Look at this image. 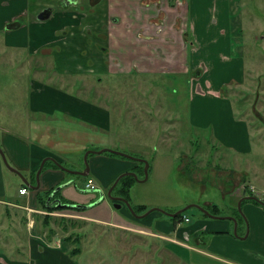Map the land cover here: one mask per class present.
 I'll list each match as a JSON object with an SVG mask.
<instances>
[{"label": "crops", "instance_id": "crops-1", "mask_svg": "<svg viewBox=\"0 0 264 264\" xmlns=\"http://www.w3.org/2000/svg\"><path fill=\"white\" fill-rule=\"evenodd\" d=\"M187 3L182 6L186 18L184 17L182 20V31L179 35L187 43L189 38L187 39L188 31L186 29L189 28L193 40L190 47L192 59L190 70L196 69L197 71L194 73L195 78L190 98L192 122L196 123L197 127H208L209 124H212L215 138L221 141L225 140V147L228 150L233 149L239 153H247L250 150L248 122L245 121V118L236 119L234 117L232 103L229 99L223 98L221 93L222 85L226 81L225 75L234 73L244 80L242 59L239 58V55H232L231 41L235 26L229 15L233 1L191 0L188 6ZM113 8L112 4L111 9ZM147 45H149L147 41L144 44L136 45V56L140 52L139 50ZM80 46L82 47V43ZM186 48L185 50L188 51L189 46ZM183 50L184 47L181 57L184 56ZM78 51V49L73 51L74 57H71L72 54L67 56L63 53L64 68L60 56L56 57L57 62L54 64V70L57 74L63 76L65 72L78 71L74 65L66 66L69 63L66 60L76 58ZM149 55L153 58L152 60L159 59L158 55L152 51H149ZM140 60L142 59L136 58L135 69L142 66ZM160 61L159 59L157 63ZM38 67L41 66L38 65ZM187 69H175L174 71L181 73L188 71ZM149 71L148 73L156 72L153 68ZM174 71L168 70L170 73ZM196 77H200L199 80ZM79 80L81 81L79 78L76 80L73 87L71 83L36 80L32 85L34 90L29 92V101L26 102L30 113L24 114L23 117L17 115L11 117L10 122L14 123L11 127L15 131L8 127L0 128V131L3 132L1 134L2 142L9 161L32 183H36V172L45 158L50 157L63 165H66L67 161L79 165L83 162V154L88 149H99L112 142L111 137H105L102 132L97 130V127L109 128L110 120L107 111L96 101L91 103L87 98L85 99L84 95L87 89L81 87ZM75 87L77 88L74 89ZM134 103L130 100V103L125 104L130 106ZM141 103L145 105V101ZM18 112L23 114L22 110H18ZM105 113H107L106 116ZM74 119L93 124V126L89 124L93 129L83 126L82 123L74 121ZM231 125L234 126L233 129ZM88 162L90 163L89 174L95 172L100 180L95 175L93 176L103 185L109 186L108 189L123 173L135 171L139 177L141 174L144 175L141 172L140 162L138 164L126 163L114 157H93L89 158ZM101 163L104 166L101 167ZM250 163L249 167L245 166L243 172L238 166L239 172H242L243 175H241L245 178L247 175H251L254 170L255 173L252 176L260 179L264 184V172L260 171L264 168H260L257 161ZM54 164L56 163L50 159L45 162L40 174L38 189L26 185L22 178L15 173L19 178L15 179L19 187L18 195L24 199L23 201L17 198L7 200L3 198L5 196L3 175H6L8 169L0 155V203L10 206L16 210L14 211L16 213H24V216L30 220L27 229H24L20 234L17 233V242H11V244L7 241L0 242V264H78V259L75 257L80 254L84 255L81 246L83 242L87 243L88 236L85 235L90 229L94 232L89 234L99 231L101 232L100 237L103 239L108 236L109 240H120L117 242L118 244L110 245V250H115L117 257L119 255L120 258H112L111 255V260H108L102 249L97 250L92 245L93 241L90 238L88 241L89 254L94 255L89 258L85 254L86 264H264V210L252 205L245 206L248 224L245 216L232 210L229 215L238 220L237 234L234 232L233 220L214 218L200 209L202 213H195L194 220L186 211L179 218L166 216L160 211H153L141 218L136 217L130 211L120 215L114 210V201L108 196L106 197L108 199H102L94 205V202L101 197L98 190L101 187L96 184L94 177H88V179L93 180L97 189L87 190L89 189L87 183L82 187L80 179L77 178V176H85L75 174L76 177H72L69 174L73 173L61 169L57 164L58 167H55ZM34 177L35 182L32 179ZM134 179L129 190V199L133 206H144L147 209L151 205L168 207L166 205L169 203L160 200L146 202L136 198L133 202L130 196L131 192L133 193L134 184L138 181L136 178ZM248 181H250V186L257 183L251 181L250 178ZM244 185H248V183H244ZM24 186H27L29 191L21 194L20 189ZM54 187L59 190L61 200L64 199L63 203H66L64 201L67 200L91 206L82 209L69 207L56 211L40 209V196ZM39 189H41L40 192H38ZM245 189H247L246 186ZM30 190L35 191V194ZM261 191H264V188ZM27 195L30 197L26 198ZM241 197H243L242 194L238 195L239 199ZM46 204L47 207L51 206L50 202H46ZM175 205L174 207L181 206L180 203ZM92 206L94 208H91ZM83 209L86 210L83 211ZM59 212L69 218H79L78 220L74 219L77 222L73 223V231L71 230L65 236L60 235L59 232L56 233L53 228L34 230L36 233L32 231V227H34L32 226L34 223L32 217L35 213L56 216L59 215ZM66 212L68 213L64 214ZM76 232V235L81 236L78 246L71 245V242H76L75 237V240L71 238ZM60 240L61 242H59Z\"/></svg>", "mask_w": 264, "mask_h": 264}, {"label": "rangeland", "instance_id": "rangeland-1", "mask_svg": "<svg viewBox=\"0 0 264 264\" xmlns=\"http://www.w3.org/2000/svg\"><path fill=\"white\" fill-rule=\"evenodd\" d=\"M190 1L187 0V6L190 5ZM232 1L229 15L235 26L231 41L233 46L232 55H239V58L242 59L244 80L234 73L227 74L221 90L223 91L222 97L229 99L233 105L234 117L236 119L245 118V121L248 122L250 150L247 153H239L233 149L228 150L225 147V140L221 141L215 138L212 124H209L208 127H197L198 125L192 122L190 98L195 78L194 73L197 70H190L192 66L190 47L193 42L191 32L186 34L187 39L189 38L187 42L189 50H185L184 46V56L176 68V70L188 68V71L181 73L174 71L167 74L162 72L135 73L131 76L120 72L114 74L113 79L104 74H98L95 77L92 75L94 83L96 85L98 83V86L106 92L102 99L97 96L93 82H90V85L86 87L85 99L87 98L91 103L96 101L104 106L108 113L109 128L97 127V130L102 132L105 137H111L112 139L111 144L104 146V148L114 149L134 156L142 157L143 155L150 163L148 179L146 181L137 179L138 181L133 186L134 190L130 196L133 202L136 198L146 202L164 201L169 203V205H166L168 207L158 208L168 211H177L191 203L205 206V203L212 202L220 206L221 215L219 216H231L229 213L235 206L237 210H234L245 216V220V206L252 205L264 210L263 204L260 202L255 203L251 200L242 202L241 211L238 208L241 200L238 195L247 194L249 193L247 189L249 187L252 188L249 184L250 181H248L249 178L251 181L257 182L256 185H252V189H256L255 195L264 201V192L261 191L264 188V184L260 179L252 176L255 171L252 170V174L247 175L245 178L242 176L243 170L249 167L251 161H257L260 168H264V0ZM0 12V128L8 127L15 131L11 127L14 124L10 122L11 117L16 115L23 117L24 114L30 113L26 102L29 101V92L34 90L32 85L36 80L59 83L73 80L75 83L78 78L82 79V76L78 74L70 77L60 76L54 70V62L51 57L48 55L37 57L29 53L31 50L37 53L44 42L41 39L34 40L30 44L32 48L30 49L29 43L25 39L27 31L24 29L20 31V28L14 24V15L16 14L14 8H1ZM142 15H144L143 11ZM183 16L186 18L185 15ZM87 20L94 22V15H90ZM24 21L22 19L21 22L24 23ZM106 21V15L102 16V22L106 23ZM98 42L99 45H102L100 40ZM157 42L160 43V41H151V47L155 46L152 44ZM46 43L62 44V41L57 40L56 42L49 41ZM58 56H60L61 64L64 68L63 51H60ZM74 56V54L71 55V57ZM66 61H69L66 64L67 67L74 65L77 69L84 68L79 63L73 62L72 59H67ZM38 65L43 67V69H37ZM98 76H100L99 79ZM199 78L196 77L198 80ZM129 100L135 103L127 106L125 103H130ZM142 101H145V105H142ZM18 110H22L23 114L18 112ZM107 113H105V116ZM74 121H78L83 126L93 129L90 126H93L91 123L76 119ZM231 128L233 129L234 126L231 125ZM2 133L0 131V145L5 151ZM93 157H114L126 163L138 164V161L118 154L112 155L109 152L92 153L89 156V158ZM65 164L66 167L72 170H83L85 168L84 159L79 165H74L70 161ZM100 166L102 167L104 164L101 163ZM238 166L241 167V173ZM260 171L264 172V169ZM69 175L76 177L75 174ZM93 175L100 180L95 172L90 173L86 177L77 176L80 179V185L82 187L85 186L88 177H94ZM144 175L141 174L140 178L142 179ZM3 179L5 185V196L3 198L7 200L17 198L23 201L24 198L18 195L19 187L15 181V179H19L18 176L8 169L6 170V175H3ZM95 180L96 184L101 187L100 193H104L103 199H108L106 197L109 186L103 185L96 178ZM244 183H248V185H244ZM245 186L247 189H245ZM40 191L41 189L38 190V192ZM30 192L35 194L33 190H30ZM29 197V195L26 196V198ZM96 203L97 200L94 205ZM179 203L181 204L180 207H174L176 206L175 204ZM93 206L91 208H94ZM149 208L155 207L151 205ZM40 209L56 211L62 208L49 209L41 203ZM86 209H83V211ZM114 210L120 215L123 212L127 213L130 211L124 203H122L120 208L114 206ZM14 211L16 210H13L10 206L0 203V242L7 241L10 244L11 242H17V233H22L30 224L29 218L24 216V213H16ZM186 212L191 215L193 220L196 218L195 213H202L196 207H191ZM32 219L34 220V223H32V226H34L32 231L34 233H36L34 230L40 231L43 228H53L56 233L59 232L60 235L65 236L73 229V223L76 221L74 219L78 220L79 218H69L59 212V215L56 216L35 213ZM246 222L248 224V219ZM90 232L94 231L90 229L87 232L88 234L85 235L88 236L87 243L83 242L81 246L84 250V255L80 254L75 257V259H78V264H86L85 254L89 258L94 255L89 254L88 241L90 238L93 241L92 245L97 250L102 249L108 260H111V255L115 259L119 257V255L117 257L115 250H110V245L118 244L117 242H120V240L114 239L112 241L111 239L109 240L108 236L103 239L100 237L101 232L96 231V235L94 233L89 234ZM76 234L77 232L71 237L76 239V242H71V245L78 246L81 236Z\"/></svg>", "mask_w": 264, "mask_h": 264}, {"label": "flooded vegetation", "instance_id": "flooded-vegetation-1", "mask_svg": "<svg viewBox=\"0 0 264 264\" xmlns=\"http://www.w3.org/2000/svg\"><path fill=\"white\" fill-rule=\"evenodd\" d=\"M186 3L187 0H0V9L14 8V24L20 31H27L25 39L29 47L34 40L41 39L44 42L37 53L33 50L28 51L29 53L37 57L48 55L56 64L55 59L60 51L70 56L78 49V56L72 58V61L84 68L65 72L64 76L81 75L80 85L87 87L90 82L94 83L93 77L98 74L113 79V75L120 72L131 76L135 73H148L152 68L156 72H168L169 69L174 71L181 62L182 48L189 45L179 35L183 15H186L182 6ZM112 4L116 10L111 9ZM90 15H94V22L87 20ZM105 15L107 21L103 23L102 16ZM22 19L25 20L24 23L21 22ZM186 30L190 32L189 29ZM49 38L52 42L61 40L62 44H47ZM98 40L102 45H99ZM146 41L149 45L140 49L136 56V45ZM151 41L160 43L151 47ZM149 51L156 53L161 61L157 63L158 58L152 60ZM137 57L142 59V66L135 69ZM66 83L73 84L74 81ZM95 90L102 99L106 92L98 83L95 84ZM54 191L53 199H61L59 190L55 188ZM113 193L126 197L116 187ZM245 195L247 194H243ZM52 205L57 206V203ZM213 205L218 204L210 202L205 207ZM234 209L237 210V207H233ZM215 215L221 214L219 212Z\"/></svg>", "mask_w": 264, "mask_h": 264}, {"label": "water", "instance_id": "water-1", "mask_svg": "<svg viewBox=\"0 0 264 264\" xmlns=\"http://www.w3.org/2000/svg\"><path fill=\"white\" fill-rule=\"evenodd\" d=\"M103 152H111V153H114V154H118L120 156H123V157H126V158H130L132 160H135V161H138V162H142L144 163V171H145V175L144 177L141 179L138 175L137 172L135 171H129V172H126V173H123L121 174L117 179L116 181L113 183V185L108 189V193H107V196L112 199L115 203H114V206L115 207H122V203H124L127 208L138 218H141V217H144L146 215H148L149 213L153 212V211H160L162 212L164 215L166 216H169V217H172V218H175L177 217L178 215L180 214H183L185 211H187L189 208L191 207H196L198 209H200L201 211H203L204 213L208 214L209 216L211 217H214V218H224V219H230V220H233L234 223H235V228H234V232L235 234L238 233L237 231V227H238V220L237 218L233 217V216H219V215H215V214H212L205 206H202V205H198V204H195V203H191V204H188L186 205L185 207H182L180 209H178L177 211H168V210H164V209H161V208H149L147 209L145 212L143 213H138L135 211L132 203L130 202V200L126 197H123V196H118V195H114L113 193V190L114 188L117 186V184L119 183L120 179L124 176H127V175H133L136 179L138 180H142V181H146L148 179V174H149V167H150V163L148 162V160L144 157H140V156H134V155H131V154H128V153H125V152H121V151H117V150H114V149H110V148H104V147H101L99 149H88L85 154H84V162H85V168L83 170H72V169H69L68 167H66L65 165L55 161L54 159L50 158V157H47L45 158L38 171L36 172V183H32L28 178L25 177V175L19 170L17 169L14 165H12V163L8 160L7 158V155L4 151V149L1 147L0 145V155L2 157V160L5 164V166L11 171V172H14L16 173L17 175H19L22 180L24 181V183L26 185H29L31 188L33 189H38L40 187V174H41V171L45 165V162L47 160H53L59 167H61V169L67 171V172H70V173H73V174H78L80 176H87L90 172V166H89V162H88V157H89V154L91 153H103ZM100 190V189H98ZM55 195V191H53L47 198V201L48 203L50 202L51 204H55L57 203L58 206H66V207H78V208H84L86 206H91V205H81V204H74V203H63V201L60 199V198H56V199H53ZM104 198V193L102 192L101 193V197L99 198L98 201H101L102 199ZM245 199H254V200H257L258 202H260L261 204L264 205V201L260 200L256 195H245L241 198V200L239 201V204H238V207L240 209V211L242 210V202L243 200Z\"/></svg>", "mask_w": 264, "mask_h": 264}, {"label": "trees", "instance_id": "trees-1", "mask_svg": "<svg viewBox=\"0 0 264 264\" xmlns=\"http://www.w3.org/2000/svg\"><path fill=\"white\" fill-rule=\"evenodd\" d=\"M221 93L223 94V91H221ZM110 153V152H109ZM110 154H112V155H114V153H110ZM123 157V156H122ZM126 158V157H125ZM141 163V170L143 171V173H144V163H142V162H140ZM55 165V167H58L56 164H54ZM135 177H133L132 175H127V176H124L120 181H119V183L117 184V186H116V189L118 188V186L120 185H122L121 186V188H120V186H119V188H118V190L119 191H122L124 194H125V196L129 199V190H130V187L132 186V182L135 180L134 179ZM33 179V181L35 182V177L34 178H32ZM55 188L56 187H54V188H52V189H50L49 191H47L43 196H40V198H39V200H40V202L45 206V207H47V204H46V199L48 198V196L52 193V191H54L55 190ZM249 189V188H248ZM247 189V190H248ZM249 193H247V194H250V195H255V193L254 192H252V191H248ZM62 200H64L63 198H62ZM130 200V199H129ZM248 200H251V201H253V202H255V203H259L257 200H254V199H245L244 201H248ZM64 202H66V203H73V202H70V201H67V200H65ZM134 207V209H135V211L136 212H138V213H143V212H145L146 210H147V208L146 207H144V206H139V207H137V206H133ZM47 208H49V209H55V208H69V207H66V206H63V207H60V206H53V205H51L50 207H47ZM74 208H76V209H82V208H78V207H74ZM206 208L211 212V213H214V214H218L219 212H220V207L218 206V205H213V206H206ZM184 214V213H183ZM183 214H180V215H178L177 216V218H179V217H181ZM206 214V213H205ZM176 218V217H175Z\"/></svg>", "mask_w": 264, "mask_h": 264}, {"label": "built area", "instance_id": "built-area-1", "mask_svg": "<svg viewBox=\"0 0 264 264\" xmlns=\"http://www.w3.org/2000/svg\"><path fill=\"white\" fill-rule=\"evenodd\" d=\"M252 188H253V186H251ZM87 188H89V189H95V185H94V182H93V180L92 179H88V182H87ZM251 188V189H252ZM253 190V189H252ZM29 191V188L27 187V186H24V187H21V189H20V192H21V194H25V193H27ZM253 191H255V189L253 190ZM188 219V218H187Z\"/></svg>", "mask_w": 264, "mask_h": 264}]
</instances>
